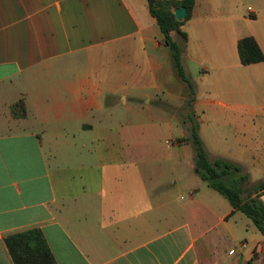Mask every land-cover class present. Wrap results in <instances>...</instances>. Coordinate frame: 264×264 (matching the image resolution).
I'll return each instance as SVG.
<instances>
[{"label":"crops","instance_id":"obj_1","mask_svg":"<svg viewBox=\"0 0 264 264\" xmlns=\"http://www.w3.org/2000/svg\"><path fill=\"white\" fill-rule=\"evenodd\" d=\"M149 14L142 0H0V264H14L5 237L34 227L56 264H259L263 235L245 221L237 237L239 211L177 140L193 120L209 159L264 178V61L237 53L244 36L264 53V0H194L175 33L184 110Z\"/></svg>","mask_w":264,"mask_h":264},{"label":"trees","instance_id":"obj_2","mask_svg":"<svg viewBox=\"0 0 264 264\" xmlns=\"http://www.w3.org/2000/svg\"><path fill=\"white\" fill-rule=\"evenodd\" d=\"M146 2L148 11L159 28L163 43L170 51L176 74L192 92V85L181 63L182 46L173 39L171 32H175L183 40L186 39V33L181 30V26L191 17L194 0H146ZM180 6H184L187 13L182 20H177L174 9ZM237 53L242 65L264 61V53L252 36H244L238 40ZM16 106L23 107L22 100ZM188 132L187 136L178 138L177 142L179 144L190 142L193 145L194 164L201 180L227 199L232 207L231 213L234 211L243 213L264 237V201L261 199L264 194V178L246 188L244 184L247 183L248 176L241 172L236 163L220 157L208 158L198 135V124L193 120L188 126ZM4 240L14 264H56L38 228L9 234Z\"/></svg>","mask_w":264,"mask_h":264},{"label":"rangeland","instance_id":"obj_3","mask_svg":"<svg viewBox=\"0 0 264 264\" xmlns=\"http://www.w3.org/2000/svg\"><path fill=\"white\" fill-rule=\"evenodd\" d=\"M143 2H145V4H146V0H142ZM150 15V14H149ZM151 16V15H150ZM171 35H172V37H173V39L179 44V45H183L182 44V39L177 35H175V32H171ZM167 49H168V47H167ZM169 50V49H168ZM171 60V67H172V69H173V71H174V73H175V75H177L176 74V71H175V68H174V65H173V61H172V59H170ZM177 77H178V75H177ZM179 78V77H178ZM179 80H180V78H179ZM181 82V86H182V88H181V92H182V94H183V96L185 97L184 98V101H183V103H182V108H183V110H184V108L186 107V105H187V103H186V98H187V96L189 95V89L187 88V85H186V83L184 82V81H180ZM127 119L128 120H130V117H129V114L127 115ZM193 119H195L194 118V116H193ZM196 120V119H195ZM152 127H155V133L157 134V137L159 136V135H161V137H162V135L163 134H165L167 131V129H164V126L163 125H154V126H152ZM189 134V132H187V135ZM166 136H167V134H165L162 138H161V142H162V144L164 145V139L166 138ZM250 185H252L250 182H248V183H245L244 184V186L246 187V188H248V187H250ZM213 192V191H212ZM214 194H216L217 196H221L219 193H217L216 191H214ZM182 195H184V194H182ZM244 195V194H243ZM220 198H222L225 202H228L223 196H221ZM235 220H236V222H237V227H235V229L237 230V237H242L243 235H245V237L247 238V237H249L248 236V233H246V227H245V221H247V222H249L250 224H251V226H254L253 225V223H252V221L248 218V217H246L243 213H241V212H237V214H236V217L234 218ZM233 220V219H232ZM235 244L233 243V242H230V244L228 245V247H233V251L235 252H237L238 251V246L237 245H235ZM228 247L226 248V250H225V252H226V254H227V251H228ZM262 251H263V255L261 256V258H260V260H259V264H264V246H263V248H262ZM225 254V255H226Z\"/></svg>","mask_w":264,"mask_h":264},{"label":"water","instance_id":"obj_4","mask_svg":"<svg viewBox=\"0 0 264 264\" xmlns=\"http://www.w3.org/2000/svg\"><path fill=\"white\" fill-rule=\"evenodd\" d=\"M187 10L184 6L174 9V15L177 20H182L186 16Z\"/></svg>","mask_w":264,"mask_h":264},{"label":"built area","instance_id":"obj_5","mask_svg":"<svg viewBox=\"0 0 264 264\" xmlns=\"http://www.w3.org/2000/svg\"><path fill=\"white\" fill-rule=\"evenodd\" d=\"M248 10H249L250 12L252 11L250 7L248 8ZM244 245H245L244 242L239 243V246H240V247H244ZM232 252H233V250H230L229 253H232Z\"/></svg>","mask_w":264,"mask_h":264}]
</instances>
